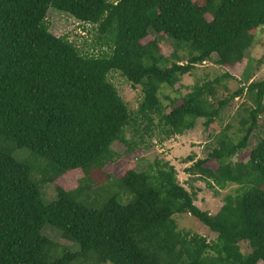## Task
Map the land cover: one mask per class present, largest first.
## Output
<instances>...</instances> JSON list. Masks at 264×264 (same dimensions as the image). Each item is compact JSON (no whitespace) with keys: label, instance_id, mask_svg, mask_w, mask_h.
I'll return each instance as SVG.
<instances>
[{"label":"trees","instance_id":"16d2710c","mask_svg":"<svg viewBox=\"0 0 264 264\" xmlns=\"http://www.w3.org/2000/svg\"><path fill=\"white\" fill-rule=\"evenodd\" d=\"M50 8L95 27L107 52L83 53L66 36L53 35L46 23ZM262 26L264 0H0V264H264V137L246 162L233 161L264 112V77L217 101V79L194 86L178 105L174 99L163 106L158 97L161 87L173 88L213 55L220 66L241 62ZM154 35L186 47L185 63L164 57L156 37L142 44ZM111 72L142 86L134 112L108 81ZM244 91L253 106L241 138L235 143L221 133L206 158L185 159L192 163L189 175L209 188L238 187L217 213L199 209L174 166L159 159L144 171H126L116 180L120 191L102 207L82 202L90 171L119 159L114 143L130 154L148 148L145 136L157 133L164 142L192 130L198 119L209 128ZM127 127L135 138L124 137ZM21 149L30 158L16 159ZM39 160L45 183L75 170L84 177L73 190L55 186L56 198L44 203L31 180ZM210 161L216 169L205 167ZM184 214L215 240L178 230L174 216ZM47 224L78 251L58 255L42 233ZM242 242L249 253L241 252Z\"/></svg>","mask_w":264,"mask_h":264},{"label":"rangeland","instance_id":"374dc122","mask_svg":"<svg viewBox=\"0 0 264 264\" xmlns=\"http://www.w3.org/2000/svg\"><path fill=\"white\" fill-rule=\"evenodd\" d=\"M205 0H196L197 4L204 5ZM206 19L211 20L209 13H206ZM46 23L49 31L56 37L66 36L68 41L73 43L83 53L90 55H98L100 51H106L103 41L99 38L95 27L85 25L78 22L73 17L66 13L49 9L46 16ZM156 37L160 53L168 58L170 62L180 61L185 63L188 58V49L182 47L176 49L175 43L164 35L149 36L142 41V44H147ZM177 50L178 58L172 59L173 50ZM216 56L213 55L208 61L198 64L195 69L181 77L180 81L173 87H161L158 97L163 106H168L171 100L176 99L177 105L180 104V99L186 93L190 92L196 85H202L205 82L219 80L217 84H212L216 90V101L228 96L233 91L241 86L246 87L252 81H259L264 77V26L253 31V39L250 46L245 51V58L231 66H220L216 63ZM226 76H230L226 77ZM107 79L114 85L118 94L123 99L130 112H134L142 99V86H133L118 72H111ZM264 104V99H263ZM253 102L249 94L244 91L243 94L232 101L228 107L222 112L220 117L210 125L209 128L203 126L204 119H198L195 127L186 131L181 136H173L172 138L159 142L157 136L149 138L144 137L145 146H140L134 152L127 154L126 148L119 142L112 145V149L119 154V159L113 163H108L103 169H93L89 173L88 182H84L85 186L82 202L91 208H100L104 202L112 195L120 190L116 186V180L121 178L126 171H144L155 159L169 162L174 166L177 179L187 191L194 194V204L202 211L215 214L222 206V200L226 195H234L238 190L236 185H228L223 190L211 189L208 187L206 180L189 175L187 168L192 166V163H185L188 156H194V160L204 159L216 147V136L221 133L226 134L237 142L244 133L243 122L248 120V112L252 108ZM126 139L135 138L132 127H127L124 130ZM264 137V112L258 118V126L252 133L247 148L239 155L233 158L234 162H246L249 152L258 141ZM14 156L18 160L30 158V154L26 150H16ZM43 165L42 161H36L31 173V180L39 185L41 196L44 203H49L56 198L55 186H60L66 191L76 189L83 179L84 175L80 170H75L66 173L62 177L55 180L53 183H45L40 173V168ZM205 167L216 169L217 164L210 161ZM130 198V197H129ZM123 202L128 198L123 196ZM174 219L177 223L178 230L198 234L208 242H213L216 234L211 232L199 220L189 214L176 215ZM53 243V250L58 255L62 252L74 253L78 251L77 244L66 239L62 233L50 225H45L42 231ZM241 252L247 254L250 252L246 243L239 244ZM169 263L163 260L161 264ZM76 264V263H72ZM110 264V263H105ZM258 264H263L258 262Z\"/></svg>","mask_w":264,"mask_h":264}]
</instances>
